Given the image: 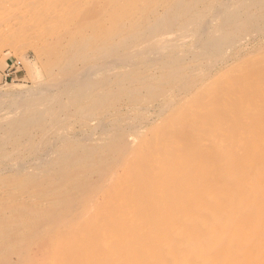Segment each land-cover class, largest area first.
<instances>
[{
  "label": "rangeland",
  "instance_id": "obj_1",
  "mask_svg": "<svg viewBox=\"0 0 264 264\" xmlns=\"http://www.w3.org/2000/svg\"><path fill=\"white\" fill-rule=\"evenodd\" d=\"M212 1L211 33L201 27L193 30L198 34L170 40L163 53L175 56L164 61L158 58L163 53L153 54L159 61L155 65L160 64L154 80L144 78L146 58H130L131 65L125 61L118 70L97 68L81 78L88 83L85 90L80 82V87H67L71 69L81 65L75 55L82 53L81 61L94 58L93 45L83 47L84 54L75 50L80 53H73L68 61L75 63H69L61 44L45 41L44 35L53 31L49 22L39 24L37 34L16 28L0 37V91L10 85L23 92L21 99L0 96V264L143 263L152 242H163L165 234L174 237L164 213L181 206L172 197L190 194L198 177L222 179V160H238L256 135V143L264 142V131H259L264 128V0H185L182 13L207 12ZM219 8L225 16L216 14ZM222 31L230 35L227 44L214 54L205 52L201 39ZM179 53L198 65L176 60ZM9 65L13 72L6 76ZM107 115L112 122L104 121ZM244 131L249 142L248 136L242 138Z\"/></svg>",
  "mask_w": 264,
  "mask_h": 264
},
{
  "label": "bare ground",
  "instance_id": "obj_2",
  "mask_svg": "<svg viewBox=\"0 0 264 264\" xmlns=\"http://www.w3.org/2000/svg\"><path fill=\"white\" fill-rule=\"evenodd\" d=\"M184 2L185 0H0V37L4 35L5 33L13 29H16V28L21 30L25 34H27L29 31H30L29 33H32L33 31L36 30L35 28L39 24L41 23L45 24L46 22H49L52 24L51 26L53 28V31L51 32L52 34L50 35H44L46 36L45 41L52 42L54 44L57 43V45L61 44V46L64 47L63 49H66L63 51L64 52L67 51V53L66 52L65 53L66 55H68L65 57L67 59L65 61L69 63L71 62L73 63L74 61V60L71 62L68 61V60H71L72 55H74L76 52L78 53L80 49L82 51V48L86 47L89 44L93 45L94 47H92L91 49L92 50L91 54L95 55L94 58H92L93 56L90 58L87 57V59H84L81 61V58H85V57H81L82 55V53H80L81 51L79 52L80 57L75 55L76 62L80 60V62L78 63H81V65L78 64L79 66L76 65L77 67H75L74 65L73 69H71L73 71L69 69V71L73 72L72 76H68V74L64 72H58V75L60 73H64V76L66 74L68 78L70 77L68 80L64 81L67 87H72L74 85H77L80 82L81 87L79 86V84L78 86L81 89L83 87H85L86 89L88 83L86 82V84L84 85L85 80L83 79L84 80V83H83L82 82L83 80H81V78L85 77L91 72L93 74L94 72H96V70L100 69L101 67L102 68L107 67V69L109 68L108 70L117 68L118 70V67L122 66L127 61L128 63L131 62V60L129 61L130 58L136 59V61L138 60V62H140L139 59L146 58L147 62L149 63V64L147 63L148 64L147 67L149 68L145 69L146 72L144 74V78H147L149 80H154L156 77L155 68L159 69L160 67L159 66L160 64L159 65L157 64V66L159 67H157L155 64L158 63L160 60L164 61L162 57L168 58L169 56L172 55V54L171 55L166 54L168 51L166 53H163L166 51L164 50V46L171 43L170 40L173 41L174 39L179 40L181 38H184L188 32H192L193 30H196V28L199 30V28L208 29L209 27H211L209 26V24L211 23V19L213 18L211 16L212 15L211 11L214 7H216L213 1H212L213 4L209 7V9L207 8L208 9L207 12L205 11L203 12V9H202V12L201 11H189V13H187L186 15H185L186 12L182 13V10L184 9L186 10V8H183V5L185 4ZM14 4L17 5L16 10H13L11 7ZM224 5H221L222 8L224 7ZM227 6L226 8L225 7L224 8L227 9ZM220 9L221 8L217 10L216 14L220 15L221 12L218 13L219 11H222ZM231 13H228V15L229 14L231 15ZM223 15L225 16V13ZM223 15H221V17ZM229 16L227 18H229ZM172 26L174 27V29H172ZM198 30L195 32L193 31V33L198 34L199 33ZM205 31L210 32L211 30L208 29V31L207 30ZM166 32H167L166 34L167 36L165 35ZM37 33L38 32L34 34H37ZM215 33L213 34V36H210V35H208L207 37L205 36L206 37L204 38L205 42L203 39H201L200 44L198 43L199 45L203 43L202 45L204 46L203 49H205V52L214 54V50L222 49L225 46L226 41H228L227 39L230 37V35H228L227 32L225 31L218 32L217 34ZM39 37H36V38L39 39ZM22 40L24 41V39ZM32 40H35V39H32ZM26 41H28V39ZM38 41H41V40H38ZM49 44L50 43H48V46ZM190 48L191 46H189L188 49ZM72 49H74V52L72 51ZM203 49L200 52H204ZM75 50H78V51L75 52ZM87 50L89 51V48ZM183 50L184 49H182L181 51L184 52ZM86 51H85V54L88 53ZM158 51L159 53L166 54L167 56L165 55L162 56L163 54L161 56L158 55L159 56L158 58H161V59H159V61H154V57L155 56L157 57ZM82 52L84 54V51ZM193 52L196 53V49ZM79 53L77 55H79ZM190 53L192 55V52ZM148 54H152V56L149 55L151 56L149 57V61H148ZM153 54H154V57H153ZM181 54H183V56L180 55V53H179L180 57L176 55V57L179 58L176 60H180V61L183 60L182 62L186 63V65L188 66L190 64L198 65L197 64L198 61L196 59L186 60L188 56L187 57L185 56L187 54L186 53H181ZM198 54H199V51H198ZM203 55L205 56L208 55L209 57L213 56L212 54H210L211 56L209 54L207 55L203 54ZM61 56L64 57V54L63 55L61 54ZM174 56L175 55H172L171 57H174ZM63 57L61 58L64 60ZM75 57L73 58L75 59ZM77 57L80 59H77ZM134 61L132 62L136 64L137 62L136 61L134 62ZM66 62H63L62 64L63 65L66 64L67 66L68 63ZM141 63L145 64L146 60L145 62L142 61ZM128 65H131V63H129ZM59 67L60 65L58 66V68ZM64 67L65 66H63V68L60 67V70L64 69ZM71 67L69 66V68ZM122 70H125V69H122ZM44 71L46 70L44 69ZM51 73L54 74V71L53 72L51 71ZM51 75H47V76H51ZM49 78L50 77H48V80ZM63 80L60 79L59 81L62 82ZM43 81H44V78H43ZM87 81L89 80L87 79ZM81 82L83 84H81ZM52 84L53 83H51L50 85ZM62 84L64 83L62 82ZM53 85H55L56 87V85L58 84L54 83ZM78 86L76 87L78 88ZM51 88L53 87L51 86ZM80 88L77 89L76 92L80 93L82 91ZM85 89L83 88V90ZM65 92L67 93L66 90ZM69 92H72L71 95L74 94L73 93L74 91H69ZM22 93H23L22 90L20 91L19 89H16L9 85L0 91V96L2 97L8 96L11 98L19 97L21 99L20 95ZM54 94L56 93L54 92ZM57 95L59 96V94ZM53 96L55 97V95ZM159 101L161 102V100ZM0 103H1V100H0ZM17 104H18V101H17ZM25 104H27V101L25 102ZM12 105L14 104L12 103L11 106ZM40 106H37V107H40ZM9 107H10V104H9ZM146 110H148V108ZM29 111H31L30 107H29ZM39 111L41 112V109ZM28 117L26 119H28ZM106 117L109 121L112 120L107 115L104 118L105 120L103 119L104 121H108L106 120ZM262 117L261 119H263ZM259 131L263 132L264 128L259 129ZM247 132L245 131L241 132L242 138H246L248 136V134H246ZM227 134L231 138L232 133L229 132ZM29 135H31V133ZM249 137L250 136L247 137V140L249 139ZM256 138H257V135L254 137L253 141H250V145L248 149L246 148L247 150H245L244 153L241 152L242 154H240V157L238 158V160L231 159L230 161V160L224 159L220 162L221 171H219V173L224 174L223 175L224 177L222 179L219 178L216 180L215 179L216 177H213V178H210L211 179L210 180L208 177L205 180L207 182H205L204 179L203 180L199 179V177L197 176L198 175L197 174L198 172H197L195 173V178L198 177L199 180L197 179V181H195L196 183H194L195 184L194 185L195 188H193L194 190L191 191V193L188 195L184 193L181 194L180 191L182 190H179L178 192L180 193L181 196L177 195L178 199H176L175 197H172L174 199H171V200L172 201L175 200L177 204L179 200V202H181V206H179L180 204L179 203L178 208L175 209L174 207L173 209L171 207L172 210H169L170 208H166L169 211H166L165 209V212L164 211L162 212L164 213L168 212L167 221L170 222L168 224L169 226H171V230L174 227L173 230L175 232H173L172 230V234L174 237L173 239L172 238L169 239L168 238L169 236L166 237L165 236L166 234H165L163 236L164 237L163 242L159 244H156V243L153 244V242L151 241L153 239L150 238L151 240L149 239V242L150 241L152 242L150 246L152 248L149 247L145 250L146 252L149 251V253L147 252L148 254L146 255V257H144V260L146 261L144 262L142 260L143 263H140V264H264V142L263 143L261 142V144L256 143V140H257ZM259 140L261 139L259 138ZM247 142H249V140ZM20 164L18 165V167H21ZM237 166L238 168H236ZM230 168L231 169L233 168V170L236 168L237 170L235 169L234 171H232ZM165 173H162L164 180H166V178L168 177V175H166ZM153 179H154L153 176H151L148 181L150 184V186L148 187L150 194L154 192L153 191L154 188L152 187L153 182H151ZM200 180L206 184L202 185L200 183ZM214 180L216 182H214ZM210 181H213V182L209 183ZM208 183H209V189L210 187H212V185L210 186V184H213V183H215L214 184L215 188L212 187L209 190L207 187ZM224 183H227V184H224ZM165 185L166 183L164 182L161 183L158 189L160 191L164 190ZM181 189H183V187ZM186 190L187 189H185V191ZM21 197L23 199H26L24 196H21ZM175 201H174V205L176 203ZM172 204L173 203H171V205ZM163 205L165 206V204ZM164 206L162 207L164 208ZM139 211L140 210H138V212ZM142 216L143 217L145 216V218L143 219L146 220V217H147L146 214ZM133 220L136 221V218ZM165 221L163 223H165ZM172 221L177 222V225L175 222H172ZM169 226H168V230H169ZM181 238L183 240L180 241ZM172 240H176V241H172ZM100 242L102 243V241ZM103 243L105 244V241ZM155 244L157 246H155ZM105 245H107V242ZM148 249H150L152 252H150V250ZM99 259L96 260V262L100 261ZM113 262L114 264H118L116 263V261H113ZM90 263L93 264L94 263L93 260Z\"/></svg>",
  "mask_w": 264,
  "mask_h": 264
},
{
  "label": "crops",
  "instance_id": "obj_3",
  "mask_svg": "<svg viewBox=\"0 0 264 264\" xmlns=\"http://www.w3.org/2000/svg\"><path fill=\"white\" fill-rule=\"evenodd\" d=\"M7 72H6V76H9L13 71H12V66L9 65V67L7 68Z\"/></svg>",
  "mask_w": 264,
  "mask_h": 264
}]
</instances>
